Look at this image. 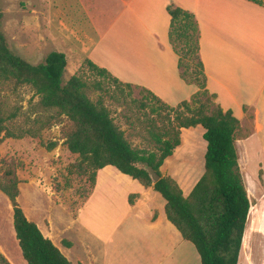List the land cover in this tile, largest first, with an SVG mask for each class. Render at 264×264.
<instances>
[{
    "label": "crops",
    "instance_id": "crops-1",
    "mask_svg": "<svg viewBox=\"0 0 264 264\" xmlns=\"http://www.w3.org/2000/svg\"><path fill=\"white\" fill-rule=\"evenodd\" d=\"M76 1L87 25L74 23L70 15L62 14L60 0H41L43 39L64 54L66 66L72 61V71H76L77 63L88 61L121 83L148 90L172 108L196 93L194 86L179 77L177 57L168 42L167 12L163 28L143 22L141 28L145 12L156 15L150 9L151 0H108L103 9L94 7L92 0ZM255 1L164 0L161 7L166 11L169 5H174L194 15L206 88L215 96V105L230 111L239 122L235 148L250 209L237 264H264V5ZM28 58L22 59L33 65L32 57ZM195 131L203 140L204 130L200 126L182 129L180 145L160 168L164 176L177 182L184 197L204 172L201 167V174L187 190L173 175V170L183 168H175L181 162L178 154L187 149L192 151L191 135ZM203 141L201 162L206 151ZM131 195H137L132 205L128 203ZM115 196L120 201L116 210L110 202ZM77 200V208L71 210L70 198L68 202L58 199L57 203L50 198L51 204L58 208V218L57 213L43 214L37 206L22 208L26 219L70 263L201 264L193 244L185 241L167 220L164 199L114 167L95 171L89 193L84 198L77 196ZM8 219L9 235L20 258L12 210ZM0 252L10 264H15L9 257L12 252L7 254L1 245ZM19 260V264H26L22 258Z\"/></svg>",
    "mask_w": 264,
    "mask_h": 264
},
{
    "label": "trees",
    "instance_id": "trees-1",
    "mask_svg": "<svg viewBox=\"0 0 264 264\" xmlns=\"http://www.w3.org/2000/svg\"><path fill=\"white\" fill-rule=\"evenodd\" d=\"M166 12L170 17L168 42L177 57L179 77L197 91L188 101L172 108L148 90L137 88L140 101L130 100L139 110L149 109L153 115L166 111L161 127L153 123L147 128L152 151L132 148L102 101L94 103L87 97V85L79 77L72 76L63 84L67 65L64 54L51 52L37 66L16 56L1 30V9L0 85L30 86L42 109L55 110L72 124L65 145L71 154L78 155L79 170H94L90 177L92 185L95 171L114 167L142 187L152 188L164 199L167 220L185 241L193 244L201 264H237L250 209L235 148L239 122L230 111L225 112L210 101V98L215 100V96L206 88L207 79L199 55V28L194 15L174 5H169ZM85 63L92 73L113 86L111 98L123 104L126 97L131 98L132 85L119 82L88 61ZM15 117V113L5 116L0 110V145L6 139L38 137L33 128L19 133L11 131L7 123ZM38 122L34 119V128ZM197 126L204 130L202 138L206 143L204 172L184 197L177 182L164 176L160 168L180 145L181 130ZM54 147L55 144H50L47 150ZM144 165L159 176L156 184H152ZM18 168H22V163L13 166L0 159V193L10 204L15 239L23 260L26 264H72L26 219L19 207ZM136 198L137 195L129 196L128 203L132 205ZM0 264H10L1 252Z\"/></svg>",
    "mask_w": 264,
    "mask_h": 264
},
{
    "label": "rangeland",
    "instance_id": "rangeland-1",
    "mask_svg": "<svg viewBox=\"0 0 264 264\" xmlns=\"http://www.w3.org/2000/svg\"><path fill=\"white\" fill-rule=\"evenodd\" d=\"M92 2L98 9H103L109 3L108 0H92ZM257 2L264 5V0H257ZM41 3V0H0L3 15L1 30L10 50L19 58L32 57L34 66L42 64L49 53L59 52L55 51L56 49L49 40L44 41L43 39L42 12L44 7ZM163 3L164 0H151L150 9L156 12V15L153 17L145 12L140 20L141 28H143L142 22L146 25L156 24L158 28L161 26L163 28L166 17V11L161 9ZM58 6L61 9L64 8L61 13L66 16L70 15L74 23L87 25V19L76 0H60ZM71 64L72 61H69L63 73V84L72 76L79 77L87 85L85 89L87 97L94 103L102 101L132 148L154 150L147 134V128L153 123L161 127L166 118V111L153 115L149 109L139 110L138 105L131 103L130 100L140 101L141 95L137 88H132V96L125 98V104L114 100L111 98L113 86L92 73L85 62L77 63L76 71H72ZM210 101L215 103V100L211 98ZM0 110L5 116L11 113L16 114L14 120L7 123L14 133L25 132L33 128L38 134V137L34 139L27 136L22 139H6L0 145V159L13 166L22 163V168L16 170L20 192L19 207L29 209L37 206L43 214L57 213L55 217L58 218L60 213L57 211L58 208L51 204L50 198L56 203L58 199L60 202H68L70 198L69 208L75 210L79 202L77 196L84 198L89 193L92 186L90 177L94 170L84 169L85 172L79 170L80 159L77 155L71 154L65 145L66 134L72 129V124L64 116H58L55 110L42 109L39 106V98L34 95L30 86L15 88L12 84L0 85ZM34 119L39 120L36 128L32 124ZM191 136L193 138V145L190 147L192 151L187 149L179 153L178 157L181 162L176 164L175 168H183L180 171L173 170V175L182 184L184 190H187L197 180L201 169L204 168V159L202 162L200 159L203 140L200 139L197 131ZM50 144H55V147L48 151L47 147ZM187 146L188 143H186ZM189 170H192V173ZM36 186L45 191L39 190ZM48 187L50 189L46 190ZM117 192L120 193L119 188ZM110 202L114 210L119 208L118 196L110 199ZM10 212L11 207L8 200L0 193V245L7 254L12 252L13 256L9 254L10 259L15 264H19L22 256L19 258L9 235ZM5 246L8 249H5Z\"/></svg>",
    "mask_w": 264,
    "mask_h": 264
},
{
    "label": "water",
    "instance_id": "water-1",
    "mask_svg": "<svg viewBox=\"0 0 264 264\" xmlns=\"http://www.w3.org/2000/svg\"><path fill=\"white\" fill-rule=\"evenodd\" d=\"M144 169L145 171L148 173L150 179H151V182L152 184H156L158 181H159V176L155 173V171L149 167L148 165H144Z\"/></svg>",
    "mask_w": 264,
    "mask_h": 264
},
{
    "label": "bare ground",
    "instance_id": "bare-ground-1",
    "mask_svg": "<svg viewBox=\"0 0 264 264\" xmlns=\"http://www.w3.org/2000/svg\"><path fill=\"white\" fill-rule=\"evenodd\" d=\"M20 264H22V263H20Z\"/></svg>",
    "mask_w": 264,
    "mask_h": 264
}]
</instances>
